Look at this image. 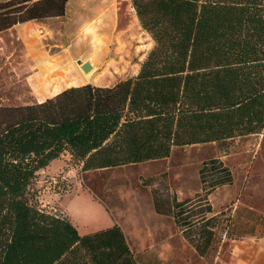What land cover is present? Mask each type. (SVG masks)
Here are the masks:
<instances>
[{"label":"trees","instance_id":"trees-1","mask_svg":"<svg viewBox=\"0 0 264 264\" xmlns=\"http://www.w3.org/2000/svg\"><path fill=\"white\" fill-rule=\"evenodd\" d=\"M69 1L0 0V32L61 17ZM130 1L153 41L136 75L0 106V264H137L119 223L81 234L71 217L36 201L39 171L63 154L90 170L264 132V0ZM199 173L203 193L174 197L172 209L197 253L217 249L225 222L228 239L255 236L264 216L252 209H236L248 215L241 225L226 211L209 216L208 195L233 182L230 168L212 158ZM155 209L165 212L158 198Z\"/></svg>","mask_w":264,"mask_h":264},{"label":"rangeland","instance_id":"rangeland-1","mask_svg":"<svg viewBox=\"0 0 264 264\" xmlns=\"http://www.w3.org/2000/svg\"><path fill=\"white\" fill-rule=\"evenodd\" d=\"M98 39L108 46L114 64L102 78L76 86H110L136 75L153 46L130 0H70L61 17L19 22L1 31L0 106L39 101L29 81V67L35 66L29 64V50L52 59L67 54V61L80 64L89 62L91 44ZM68 87L72 86L64 89ZM212 158L230 168L233 182L209 193V216L226 211L236 215L237 225L246 222L248 215L236 209L248 208L264 216V132L221 144L176 146L161 159L90 170L82 169L66 153L39 171L33 183L35 198L41 207L71 217L82 234L110 226L114 219L125 231L137 264H217L227 261L236 240L250 235L228 239L225 222L217 230V249L200 256L177 227L172 212L174 197L196 200L203 193L199 171ZM155 198L164 213L156 211ZM263 232L264 223L257 226L254 237Z\"/></svg>","mask_w":264,"mask_h":264},{"label":"bare ground","instance_id":"bare-ground-1","mask_svg":"<svg viewBox=\"0 0 264 264\" xmlns=\"http://www.w3.org/2000/svg\"><path fill=\"white\" fill-rule=\"evenodd\" d=\"M92 43L94 51L89 62L83 61L80 64L70 63V60L68 62L67 54L52 59L45 57L39 50H29V64L35 63L32 69L29 67L31 72L29 81L39 101L62 92L65 86H76L87 79L93 77L99 79L106 75L114 64V60L109 58L108 46L99 39ZM86 66H89L88 69Z\"/></svg>","mask_w":264,"mask_h":264},{"label":"crops","instance_id":"crops-1","mask_svg":"<svg viewBox=\"0 0 264 264\" xmlns=\"http://www.w3.org/2000/svg\"><path fill=\"white\" fill-rule=\"evenodd\" d=\"M38 21L40 20L32 19L31 21H27L26 23H37ZM115 222L117 221H114L113 219V224ZM88 232L92 231H87L86 233ZM217 264H264V235L257 237H244L240 240H236L233 245L231 255L227 259V261H221Z\"/></svg>","mask_w":264,"mask_h":264},{"label":"water","instance_id":"water-1","mask_svg":"<svg viewBox=\"0 0 264 264\" xmlns=\"http://www.w3.org/2000/svg\"><path fill=\"white\" fill-rule=\"evenodd\" d=\"M89 66H86V69H88Z\"/></svg>","mask_w":264,"mask_h":264}]
</instances>
